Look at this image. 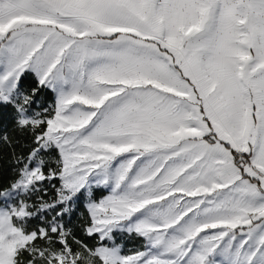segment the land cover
I'll list each match as a JSON object with an SVG mask.
<instances>
[{"label":"snow or ice","instance_id":"obj_1","mask_svg":"<svg viewBox=\"0 0 264 264\" xmlns=\"http://www.w3.org/2000/svg\"><path fill=\"white\" fill-rule=\"evenodd\" d=\"M6 109L0 264H264V0H0Z\"/></svg>","mask_w":264,"mask_h":264},{"label":"trees","instance_id":"obj_2","mask_svg":"<svg viewBox=\"0 0 264 264\" xmlns=\"http://www.w3.org/2000/svg\"><path fill=\"white\" fill-rule=\"evenodd\" d=\"M34 86V77L29 75L25 80V87L30 88ZM37 100L43 105L47 106L53 100V93L48 90H42L40 94L37 96ZM11 117L12 112L11 109L0 110V123L6 124L9 127L11 126ZM13 173L11 171V166L8 163L7 155L4 154L3 158L0 159V185H6L12 179ZM51 195V190H50ZM99 195V194H98ZM84 212V208L82 205L77 207L76 212L71 216V225L77 228V235H80L78 230V225L81 222L80 213ZM138 241L125 240L126 248H133L138 246Z\"/></svg>","mask_w":264,"mask_h":264}]
</instances>
